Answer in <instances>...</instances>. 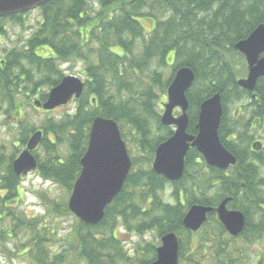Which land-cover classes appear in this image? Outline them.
<instances>
[{
  "label": "trees",
  "instance_id": "1",
  "mask_svg": "<svg viewBox=\"0 0 264 264\" xmlns=\"http://www.w3.org/2000/svg\"><path fill=\"white\" fill-rule=\"evenodd\" d=\"M92 1L51 0L39 6L40 20L35 29L21 45L4 49L0 57V92L9 104L8 114L11 109L19 114L17 93L27 96L26 92L32 94L43 86L49 90L65 76L62 65L71 68L80 63L85 76L82 94L73 100L76 103L71 113L47 118L40 127L38 147L48 156L40 161L34 155L36 172L70 194L96 116L117 123L131 160L130 171L121 191L106 206L103 218L93 226L77 220L66 238L70 239L66 247L57 252L48 247L52 232L42 226L41 216L28 217L17 209L21 177L12 170L15 154L6 161L0 151V240L28 232L30 246L23 253L30 264H131L113 234L118 221L139 235L156 230L158 241L145 243L149 258L137 264L152 262L160 238L169 232L178 236V264H248L245 252L264 235V140L259 150L251 148L256 127L263 129L264 136V76L253 91L240 88L236 80L246 74V64L233 47L264 24V0H96L98 9ZM155 4V12H149ZM160 11L166 16L156 18ZM27 13L0 17V34L6 32L3 20L20 24ZM141 19L153 21L152 29L145 31ZM169 64L172 69L164 78ZM183 66L195 75L185 93L189 104L187 132L194 135L197 131L200 103L219 93V140L236 158V164L226 170L211 167L213 195L210 168L195 148L188 149L178 181L169 182L151 169L156 147L173 132L172 127L160 122L159 98ZM39 97L43 102L47 93ZM243 99L247 103L242 108L251 110L249 118L237 120L236 110L227 118L228 106ZM148 114L161 133L153 141L145 120ZM17 119L18 141L24 146L40 128ZM51 134L55 140L49 138ZM63 142L67 148L64 156L57 148ZM167 186L174 203L161 197ZM225 198H230L229 209L245 216V227L236 237L226 233L214 212L207 215L197 232L182 226L191 205L214 208ZM46 209L71 215L64 200ZM251 212L259 216L257 223L251 222ZM101 227L108 230L106 238H99L104 236ZM256 259L254 264H264V256Z\"/></svg>",
  "mask_w": 264,
  "mask_h": 264
},
{
  "label": "water",
  "instance_id": "2",
  "mask_svg": "<svg viewBox=\"0 0 264 264\" xmlns=\"http://www.w3.org/2000/svg\"><path fill=\"white\" fill-rule=\"evenodd\" d=\"M48 1L51 0H0V17L36 9ZM233 49L244 56L247 67L246 76L237 79L236 84L253 91L257 80L264 76V24H259L245 39L236 42ZM194 78L191 68H179L166 89V102L162 103L160 122L163 126H173L174 132L156 147L151 169L170 182L182 177L189 148H195L208 166L226 170L236 164L235 156L221 144L218 136L222 115L219 93L200 103L195 125L197 133H187L189 105L185 93ZM83 87L81 78L64 76L49 89L43 102L35 99L33 104L44 111H52L79 98ZM174 109H179L180 114L174 116ZM41 137V130L32 133L24 149L13 159L12 170L17 176L36 169L33 151ZM252 148L259 150L261 143H253ZM130 168L131 160L117 123L110 118L96 116L89 129L86 150L80 159L79 175L67 200L69 212L85 224L96 225L103 218L106 206L123 188ZM229 201L230 198H225L214 208L191 205L182 218V226L190 232H197L206 222L207 215L214 212L226 233L236 237L245 227V216L239 210L229 209ZM178 249V236L174 232L166 233L155 248V259L148 264H178Z\"/></svg>",
  "mask_w": 264,
  "mask_h": 264
},
{
  "label": "rangeland",
  "instance_id": "3",
  "mask_svg": "<svg viewBox=\"0 0 264 264\" xmlns=\"http://www.w3.org/2000/svg\"><path fill=\"white\" fill-rule=\"evenodd\" d=\"M92 6L95 9H98V4L96 0L92 1ZM157 4L154 5V9H149V12H155ZM146 9V8H145ZM147 10V9H146ZM166 16L163 15V12L160 11L156 18H161ZM40 20V13L36 9L28 10V13L24 16L22 22L14 23L8 20H3V26H5V33L0 34V57L4 53V49H8L10 47H14L16 43L17 45H21L23 41L29 36L32 30L35 29L36 23ZM153 20V19H152ZM143 27L145 31H149L152 29L154 22L142 20ZM140 43H136L139 45ZM116 51H118L116 49ZM38 53L43 54L42 51L38 50ZM172 57V54L170 55ZM231 58L235 61L238 60V56L231 55ZM68 65H62L63 73L65 76L73 75L84 79L83 66L80 63L73 65L71 68ZM70 68V69H68ZM172 69V64L167 65L166 71L164 72V78L168 77L170 70ZM143 81L147 82L146 79ZM138 83V82H137ZM141 85L144 84L140 81ZM29 86L28 89H30ZM159 95L160 92L154 89ZM48 89L43 86L38 91L34 93H27V96L23 93H17L16 103L15 104L19 111V114L14 113L13 109L10 110L9 114V104L7 101H4L5 97L0 92V151H3L5 155V160L15 154V157L20 153L24 146L20 144L19 135L17 131V127L15 126V120L22 122H29L34 125L36 128H40L42 124L47 120V118L57 119L63 114L71 113L74 110L75 103L73 100L69 102L67 105L56 108L53 111L45 112L42 108L36 107L33 104L35 99L40 100V95L45 92L48 93ZM157 94V95H158ZM78 99V98H77ZM28 102V104H27ZM162 102H166L165 95L159 98L158 108L157 110L161 114L162 112ZM247 103V100H241L239 102H235L234 104H230L228 106L227 118H231V113L236 110L235 118L240 121L241 117L244 119H248L250 116V109H244L242 106ZM2 112V113H1ZM180 111L175 109L173 111L174 115H178ZM146 116V115H145ZM146 124L148 128H150V138L153 139L158 136L160 130L157 128V124L152 119V116L148 114ZM244 125L241 124L239 127L242 128ZM258 131L254 133L256 137L252 142H260L263 143L264 136L263 129L260 130L259 127H256ZM41 130V128H40ZM261 134V135H260ZM51 140H55L53 135H49ZM3 146V147H2ZM58 152L64 156L67 152L66 143L57 144ZM33 155H38L41 160H45L47 155V151L42 147H37L35 151H33ZM211 195L213 193L211 192ZM69 194H67L59 185L52 183L50 181L44 180L40 177L36 171L28 172L26 175L21 176V185H20V195L18 199V203L16 205L17 209L24 212L28 217L41 216L42 226L51 231L52 233L48 235L50 238V242L48 247L50 249H55L59 252L62 248L66 247L68 243L66 238L69 237V234L73 230L77 219L71 214H61L56 213L54 210H47L46 207L51 208L53 202L61 203L64 201L67 202ZM161 197L165 202L174 203V199L170 195V187H166L164 192L161 193ZM250 220L253 223H257L259 220V216L255 212L250 213ZM112 219L110 218V224ZM118 227V228H117ZM100 231L104 232V236H100L99 238H106L108 236V230L100 228ZM112 232V230H110ZM26 232L22 234L21 232H17V235H12L9 239H1L0 240V264H30V261L27 260L28 255L23 253L30 245H29V235ZM113 234L118 238V248L122 249L124 252V256L126 260L130 259L131 264H137V261L142 259L149 258L147 254L146 247L148 242H156V230L151 229L149 231L144 232V234L139 235L138 233L126 230L118 221L114 225ZM158 243V242H157ZM239 245V241L235 244V247ZM139 246V247H138ZM139 248V249H138ZM137 252L138 249V254ZM247 254V263L254 264L257 262L256 258H260V256H264V235L258 239H256L255 243L249 246L248 251L245 252Z\"/></svg>",
  "mask_w": 264,
  "mask_h": 264
},
{
  "label": "flooded vegetation",
  "instance_id": "4",
  "mask_svg": "<svg viewBox=\"0 0 264 264\" xmlns=\"http://www.w3.org/2000/svg\"><path fill=\"white\" fill-rule=\"evenodd\" d=\"M262 55H264V53H263ZM244 61H245V60H244ZM245 64H246V63H245ZM246 74H247V67H246ZM246 74H245L243 77H245ZM174 110H175V109H174ZM174 110H173V111H174ZM178 110H179V109H178ZM179 114H180V113H179ZM179 114H178V115H179ZM173 115H174V114H173ZM174 116H177V115H174ZM188 121H189V118H188ZM168 127H172V128H173V132H174V127H173V126H168ZM195 128H196V127H195ZM196 130H197V129H196ZM173 132H172V134H173ZM187 133H188V132H187ZM196 133H197V131H196ZM196 133H195V134H196ZM172 134H171V135H172ZM188 134H189V133H188ZM195 134H194V135H195ZM167 139H168V138H167ZM253 143H255V142H253ZM252 145H253V144H251V148H252ZM206 166H207V165H206ZM208 168H210L209 179H210V194H211V166H208Z\"/></svg>",
  "mask_w": 264,
  "mask_h": 264
}]
</instances>
